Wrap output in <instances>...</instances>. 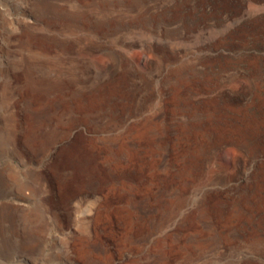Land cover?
<instances>
[{
  "label": "rangeland",
  "instance_id": "obj_1",
  "mask_svg": "<svg viewBox=\"0 0 264 264\" xmlns=\"http://www.w3.org/2000/svg\"><path fill=\"white\" fill-rule=\"evenodd\" d=\"M46 2L0 0V23H14L0 29V212L26 184L31 264H109L77 261L69 242L113 183L90 147L123 133L138 139L128 179L133 203L156 212L153 236L210 228L236 200L252 203L251 222L179 264H264V0H145L147 10L121 12L100 27L50 17ZM32 34L66 59L84 87L118 86L113 102L80 115L59 105L36 111L26 101L15 104ZM16 110L24 115L19 122L10 118ZM211 140L218 141L214 150ZM208 207L218 214L208 215ZM141 242V254L117 252L110 264L158 261L151 240ZM0 258L24 264L13 251Z\"/></svg>",
  "mask_w": 264,
  "mask_h": 264
},
{
  "label": "bare ground",
  "instance_id": "obj_2",
  "mask_svg": "<svg viewBox=\"0 0 264 264\" xmlns=\"http://www.w3.org/2000/svg\"><path fill=\"white\" fill-rule=\"evenodd\" d=\"M144 2L145 0H47L45 9L46 14L50 17L60 18L66 22L72 21L80 26L95 25L100 27L107 20L114 21L121 12L135 9L142 10ZM13 24L11 17L4 19L0 23L1 32L10 28ZM53 36L55 37V35ZM11 37L8 36L9 39ZM41 39L43 41L42 37ZM38 40V36L29 37V51L26 49L28 51L27 64L26 69H24L27 75L23 82H18L15 104L19 105L20 101H26L28 108L36 111H39L45 105L50 107L59 105L64 111L67 110L71 114L80 115L105 110L108 107L107 105L113 102V98L117 95L118 86L112 87L107 83H100L98 86L84 87L74 75L67 72L66 59L52 55L51 45L48 47V43L45 44L44 42H40L41 44L38 45ZM52 45L54 46V44ZM2 53L3 48L0 45V54ZM41 67L53 70L54 74L50 77H44L40 71ZM20 75V72L14 75L16 79L14 80L15 86ZM45 79H48L46 85L44 83ZM8 93L9 91L4 88L2 97L5 98ZM10 118L13 122H19L24 118L22 110H16ZM255 123L256 120L254 119L250 122L251 125H255ZM242 130L247 131L248 127H242ZM9 133L8 129L3 131V141H7ZM26 133L27 135L30 133L28 127ZM137 145L138 139L131 138L125 133L92 143L91 152L102 155L113 183L98 200L94 212L82 216V229L69 242L71 252L77 261L87 262L100 258L105 263L110 264L117 252L119 254H123V252L141 254L144 250L141 240L147 238L151 240V248L159 252V260L152 263L139 259L134 261L133 264H179L184 259L202 253L215 236L228 241L230 239L229 231L244 226L253 219L252 211H249L252 203L249 200L241 199L245 202L236 200V203L228 209L227 213H222L220 220L214 222L211 220L210 228H204L200 225L191 229L187 234L175 235V238L168 233L153 236L151 225L155 221L156 212L140 209L135 202L133 203L131 198L135 190L128 179V174L131 164L138 159V154L133 148ZM217 147L218 141L211 140L208 142L209 150H214ZM29 196L30 192L26 184L19 183L18 194L14 197H8L6 205L1 208L0 212V257L2 253L13 251L24 264H31L30 251L33 243L28 233L30 226L25 223V219L29 221L25 217V214H28ZM214 211V208L208 207L205 212L211 216ZM219 211L222 212V209L220 208ZM215 214H218L217 210ZM260 239L255 236L253 238L254 243L259 242ZM19 259L18 261H20ZM0 263L6 264L1 258Z\"/></svg>",
  "mask_w": 264,
  "mask_h": 264
}]
</instances>
